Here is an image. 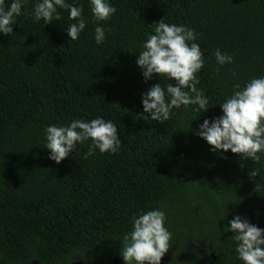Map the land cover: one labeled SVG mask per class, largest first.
<instances>
[{
    "label": "trees",
    "instance_id": "obj_1",
    "mask_svg": "<svg viewBox=\"0 0 264 264\" xmlns=\"http://www.w3.org/2000/svg\"><path fill=\"white\" fill-rule=\"evenodd\" d=\"M34 2L0 35V264H124L129 218L154 209L172 233L162 264H242L226 227L240 215L264 229V154L214 152L195 133L235 84L264 76V0H110L117 12L101 22V45L88 0H67L88 21L75 41L66 10L44 25ZM162 18L198 34L197 87L209 100L200 116L181 107L163 124L143 113L141 94L173 81H145L135 64ZM216 49L233 63L218 66ZM96 117L116 123L118 154L85 158L88 141L59 164L48 159L46 126Z\"/></svg>",
    "mask_w": 264,
    "mask_h": 264
},
{
    "label": "clouds",
    "instance_id": "obj_2",
    "mask_svg": "<svg viewBox=\"0 0 264 264\" xmlns=\"http://www.w3.org/2000/svg\"><path fill=\"white\" fill-rule=\"evenodd\" d=\"M27 0H0V35L11 36L16 24L15 17L22 14ZM94 26V40L101 45L110 31L101 22L109 20L116 12L110 0H88ZM59 10L68 12L65 29L70 40L75 41L86 28L83 8L67 0H35L32 8L33 21L44 25L61 19ZM154 34H147L135 60L145 81L155 74L173 83L161 86L160 81L141 94L143 113L151 121L162 123L169 120L173 109L191 108L199 116L209 109V100L202 89L197 73L204 66L203 53L195 30L184 25L169 24L162 18L153 23ZM151 26V25H150ZM218 66L233 63V56L214 51ZM221 115L204 119L196 135L211 146L214 152L239 154L242 160L259 162L264 154V76L252 78L243 87L235 84L229 97L218 104ZM198 116V117H199ZM194 120V119H193ZM44 148L49 150L48 159L59 164L75 151L77 144H88L85 158L99 153L118 154L122 142L117 134L116 123L96 117L91 120L73 119L66 125H48L43 129ZM252 176H255L253 172ZM227 203L226 205H228ZM225 205V206H226ZM131 230L121 242L120 255L124 264H160L169 250L172 233L166 225V213L160 209L138 212L130 218ZM231 237L242 264H264V229L250 223L240 215L228 222ZM0 260L3 257L0 256Z\"/></svg>",
    "mask_w": 264,
    "mask_h": 264
},
{
    "label": "water",
    "instance_id": "obj_3",
    "mask_svg": "<svg viewBox=\"0 0 264 264\" xmlns=\"http://www.w3.org/2000/svg\"><path fill=\"white\" fill-rule=\"evenodd\" d=\"M164 260H161V262L160 263H162ZM115 263V262H114ZM77 264H80V263H77Z\"/></svg>",
    "mask_w": 264,
    "mask_h": 264
},
{
    "label": "flooded vegetation",
    "instance_id": "obj_4",
    "mask_svg": "<svg viewBox=\"0 0 264 264\" xmlns=\"http://www.w3.org/2000/svg\"><path fill=\"white\" fill-rule=\"evenodd\" d=\"M114 263V262H113ZM160 264H162V263H160Z\"/></svg>",
    "mask_w": 264,
    "mask_h": 264
}]
</instances>
